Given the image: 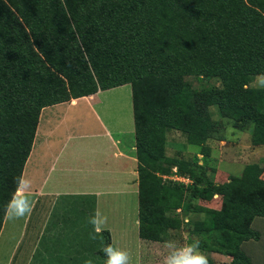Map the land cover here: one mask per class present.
I'll return each mask as SVG.
<instances>
[{
    "label": "trees",
    "instance_id": "trees-1",
    "mask_svg": "<svg viewBox=\"0 0 264 264\" xmlns=\"http://www.w3.org/2000/svg\"><path fill=\"white\" fill-rule=\"evenodd\" d=\"M80 1L0 0V231L41 110L130 85L139 237L154 240L153 232L165 229L164 215L179 208L180 203L167 206L177 184L157 191L158 175L168 172L167 164L193 180L188 190L192 188L195 197L223 196L220 210L206 212L199 223L197 229L210 237L209 246L205 242L202 247L231 256L229 264H251L242 246L258 240L259 232L251 226L255 218L264 219L260 168L249 165L246 177L218 188L197 175L192 164L167 159L163 152L167 131H181L190 143L201 145L223 127L222 119L249 133L253 144L264 143V89L244 88L246 76L264 74V22L258 25L254 19L241 25L238 18L212 8L209 0H198L199 6H186L181 0ZM104 23L106 32L101 35ZM84 56L96 84L88 71L80 86L69 68L68 59L80 62ZM117 67L119 72L112 74ZM210 80L218 81L219 87L205 86ZM211 108L219 120L212 119ZM244 186L247 191L233 201L231 190Z\"/></svg>",
    "mask_w": 264,
    "mask_h": 264
},
{
    "label": "rangeland",
    "instance_id": "rangeland-1",
    "mask_svg": "<svg viewBox=\"0 0 264 264\" xmlns=\"http://www.w3.org/2000/svg\"><path fill=\"white\" fill-rule=\"evenodd\" d=\"M181 1L186 6L193 3L199 6L198 0ZM196 1H198V3ZM209 1L212 3V8L219 9L221 13H229L233 18H238L241 25L248 26L254 19L257 20L258 25L264 22V0H254L253 3L249 0H238L240 2H235L233 0ZM85 2V0H82V2L80 1L82 5L85 4ZM251 13H253V15H251ZM257 13H259L261 17L255 18ZM193 16L196 17V15ZM100 18L101 17L96 18L97 23H99ZM100 27L101 35H103V33L106 32V24L104 23ZM107 59L108 57H106V60ZM118 60L120 62L122 61L120 57ZM74 61L68 59L67 62L73 75L78 76V83L80 86L83 85L82 82L86 81L89 75L88 71L95 84L98 82L87 57L84 56L80 62ZM116 72H119L118 67L112 74ZM58 77L64 82L66 90H70L69 86L67 87L66 78L59 74ZM261 77H264V74L246 76L244 88L264 89L259 83ZM80 80H82V82ZM198 84L197 82L193 83L196 88L200 87ZM204 85L219 87V83L216 80L204 82ZM75 86L77 85L74 83V87ZM70 100L71 99H69V101ZM92 104L94 110L100 116L99 120L102 123L104 122L111 131L113 139L120 141V144H116L118 149L126 147L130 142L133 143L135 141L133 124L130 122L132 102L131 88L129 85L98 93V96L94 99ZM81 107H84V103H78L77 108ZM209 110L213 117L212 119L219 120L220 117L217 115V111L214 108ZM46 117L49 118L48 120H50L51 124L54 126L51 128L54 131V135L51 136V141L59 142L63 140L67 142L66 145H68L69 149L73 152L90 154V148L94 145L93 143L101 140V136L99 135V131L101 130L98 123L85 111H83V114L75 115L73 111H68L66 109V105L52 106L46 112V115H44V119ZM42 122H44V120ZM221 123H223V127L211 138H207L201 145L196 142L190 143L188 137L181 131H167L164 134L165 142L163 155L167 159H176L183 163L192 164L196 169L197 175L203 176L205 182L218 188L225 185L227 188L232 180L243 177L245 175L244 169L249 165L258 166L261 170L260 178L264 180V143L255 145L252 143L250 134L246 131L233 128L231 125L227 124L225 119H222ZM43 129L44 127H42L41 130ZM59 133L63 134L59 135ZM67 136H70V138L65 140ZM59 147H61V144H59ZM97 148L100 149L99 155L110 153V156L108 155L109 157H111L112 153L115 151L113 147L104 142H100ZM108 156L107 159H109ZM99 167L103 168V164L100 163ZM165 167L168 169V172L163 175H158L156 184L157 191L160 193L162 191L164 192V190H161V187H169L177 184L175 185L177 187L176 192L174 194L170 192L167 197V206L180 203L179 208L171 210L164 215L165 219L161 222V225L165 227L163 232L162 230L153 232L154 240L144 241L139 237V232L141 230L139 218L141 215L139 211L137 215V194H128L127 201L125 199L124 201H118L113 196L112 204L119 209L118 211L115 209L111 212L109 211L107 223L104 225L106 226L104 227L105 229H110L113 247L128 252L130 254V264H165L166 258L171 252L169 248L165 247V241H174L177 248H183L191 244L195 239L200 241L199 252L207 258L208 264H229L231 261L230 257L212 252L209 247H202L201 243L205 242L209 246L210 241H206V239L210 237L197 229L199 223L205 219L206 212L220 210L223 205V196L221 194H214L207 200L195 197L192 188L188 190L189 187L194 185L193 180L187 176L178 174L177 168L174 166L165 164ZM45 168L44 166V169ZM77 174L79 173L76 172V176ZM71 175L76 179L75 173L73 174L71 172ZM247 175L248 172L245 177ZM179 184H181V186ZM158 185L161 186L159 187ZM230 185H232V183ZM247 189L248 186H244V188L241 189H232L229 196L233 201H237L244 195L243 193L247 191ZM154 207L156 209L159 208V203L156 202ZM105 214V211L102 212V215L105 216ZM5 218L4 215V219ZM135 220L138 221V225L135 224ZM23 223L24 225L28 223V229L26 230V235L21 237L24 230H21L20 236L17 235L18 232H16V230L19 228L17 219L9 221L7 229L4 232V234H6L5 238L9 239V242L3 240L0 244V264H33L29 262L31 253L28 251V248L31 246L30 249H33L36 238H38L37 233L41 229L42 223L40 219L34 218V214H32L30 218H27L25 222L23 220L22 225ZM251 227L259 232L258 240L245 242L243 250L251 259V264H264V219L255 218ZM102 233L101 235L106 243L95 253H89L91 256V264H106V257L102 252V248L110 244V238L108 231L104 230ZM69 241H72L71 237H69ZM12 242L14 244H12ZM27 243L29 244L28 247ZM73 250L76 251L75 249ZM67 252L60 253L58 249L56 252H51L49 249L46 254L42 255L43 258L46 259L42 260L39 264H87L88 261H85V263L77 262V256L80 254L70 253L71 251ZM68 258H70V260Z\"/></svg>",
    "mask_w": 264,
    "mask_h": 264
},
{
    "label": "crops",
    "instance_id": "crops-1",
    "mask_svg": "<svg viewBox=\"0 0 264 264\" xmlns=\"http://www.w3.org/2000/svg\"><path fill=\"white\" fill-rule=\"evenodd\" d=\"M100 92L102 90L88 96L52 105L53 107L66 105V109L73 111L75 115L83 114L85 111L96 120L101 130L99 131L101 140L93 143L90 154L73 152L66 145L67 142L63 140L51 141V136L54 135L51 128L54 126L48 117L44 119V115L52 106H47L40 112L32 148L22 171L24 180L30 182V188L22 187L16 193L17 198L22 199L28 196L32 202L31 213L27 214L26 218L17 219L19 225L18 230H16L17 235L20 236L21 230H24L21 237L26 235L28 223L22 225V221L25 222L32 214H34L35 219H40L42 223L41 229H38V238H36L33 249H30L31 246L28 248L31 253L30 263L39 264L46 259L42 255L46 254L49 249L51 252H56L58 249L60 253L67 251L78 253L80 255L77 256V262L80 263L90 261L89 253H95L106 243L101 235L104 230L108 231L110 244L113 246L112 235L108 228H103L96 239L91 238L93 226L89 223V219L95 215L96 210L99 209L101 214L105 211L106 217L109 216V211L111 212L113 209L118 211L119 208L112 204L113 196L118 201H124V199L127 201L128 194L135 193L138 200V161L135 141L118 149L116 144H120V141L113 139L111 131L104 122L99 120L100 116L92 104ZM78 103H84V107L77 108ZM43 120L44 122H42ZM130 122L133 124L134 133L133 110H130ZM42 127H44L43 130H41ZM62 134L59 133V135ZM69 138L70 136H67L65 140ZM100 142H104L115 149L111 157H109L110 153L99 155L100 149L97 147ZM100 163L103 164V168L99 167ZM71 172L75 173V176L76 172L79 173L76 179L73 178ZM138 211L139 209L137 215ZM9 221L7 218L4 219L0 232V244L3 240L9 242V239L5 238L6 234H4ZM137 223L138 221L135 220V224ZM69 237L72 238V241H69ZM12 244L14 243L12 242ZM28 245L27 243V247ZM218 254L230 257L232 260L231 256ZM68 259L70 260V258Z\"/></svg>",
    "mask_w": 264,
    "mask_h": 264
},
{
    "label": "clouds",
    "instance_id": "clouds-1",
    "mask_svg": "<svg viewBox=\"0 0 264 264\" xmlns=\"http://www.w3.org/2000/svg\"><path fill=\"white\" fill-rule=\"evenodd\" d=\"M259 83L264 87V77L259 79ZM15 182L17 184V192L22 187L30 188V182L25 181L22 175ZM31 211V200L27 196L22 199L17 198L14 194L5 207V217L9 220L20 219L30 214ZM89 223L93 226V234L90 235L94 240L103 231L104 225L107 223V217L102 215L97 209L95 215L89 219ZM165 247L171 250L165 264H208L207 258L199 252V240L194 239L191 244L183 248H177L174 241H165ZM102 252L106 257V264H130V254L113 247L111 244L103 247ZM87 264H91V261H88Z\"/></svg>",
    "mask_w": 264,
    "mask_h": 264
}]
</instances>
